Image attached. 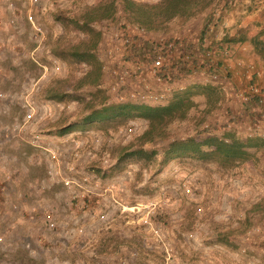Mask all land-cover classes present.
<instances>
[{"label":"rangeland","instance_id":"rangeland-1","mask_svg":"<svg viewBox=\"0 0 264 264\" xmlns=\"http://www.w3.org/2000/svg\"><path fill=\"white\" fill-rule=\"evenodd\" d=\"M101 1L78 0L79 8L66 13ZM11 2L20 5L0 0V264H264V215L251 212L264 201V152L236 168L192 158L163 161L171 139L204 137L207 122L232 112L227 97L242 78L229 76L227 91L217 88L221 98L209 107L203 108V92L194 95L188 116L168 126L170 137L148 143L158 150L154 158L125 157L147 121H85L90 109L78 98L89 99L92 89L74 84L88 67L66 53L85 31L54 13L39 45ZM220 8L238 12L241 36L264 39V0H216L197 16L212 19ZM114 20L129 21L121 4ZM191 20L174 19L170 34L160 30L150 39L180 32L196 46L202 35L193 33ZM247 54L264 65L254 48ZM214 61L202 66L214 69ZM174 80L194 84L183 74ZM60 90L63 100L50 97ZM220 233L231 246L216 242Z\"/></svg>","mask_w":264,"mask_h":264},{"label":"trees","instance_id":"trees-1","mask_svg":"<svg viewBox=\"0 0 264 264\" xmlns=\"http://www.w3.org/2000/svg\"><path fill=\"white\" fill-rule=\"evenodd\" d=\"M216 0H160L156 3L139 2L137 0H104L92 6H85L79 9L75 15H68L64 11L55 12L56 18L70 16L69 19L75 26L83 29L86 38L81 39L67 47L66 53L78 62L87 65L83 74L76 78L74 87H89L92 89L91 97L78 98L86 102L90 111L84 116L85 121H111L127 122L134 118H142L147 121V128L137 136V143L128 148L125 157H132L138 161L147 162L157 155L158 150L148 147V143L158 140H166L170 137L168 126L175 120L185 119L193 107L192 97L200 91L207 97V106L217 103L221 96L217 88L212 85L189 84L184 88H175L172 96L166 104L147 105L132 102H119L111 99L103 86V62L98 56V48L102 41V32L91 24L96 19H113L119 11V4L127 12V19L130 22L144 26L151 33L160 30H168V23L174 19H181L188 22L199 13L203 12ZM220 1V0H219ZM245 39L244 37H241ZM255 52L264 59V39L255 35L251 39ZM150 44L145 41L143 51L149 48ZM60 53V52H59ZM205 62H201L204 65ZM195 66V64L193 65ZM197 66V65H196ZM195 66V67H196ZM190 67L181 65L178 73H172L170 82H175L178 75L189 76ZM60 87L61 84L59 85ZM58 90V88H56ZM66 93L64 90L52 93V99L63 100ZM215 103V104H216ZM210 109V108H209ZM69 126L63 128L67 131ZM264 152V135L256 133L245 137L238 135L234 130L224 132L222 136L209 133L204 137H187L171 139L165 150L164 162L172 159L192 158L196 160L214 162L221 168H236L249 160H258L259 154ZM251 212H261L264 215V201L260 200L253 204ZM228 234H218L216 242L222 246H231ZM231 241V240H230Z\"/></svg>","mask_w":264,"mask_h":264},{"label":"built area","instance_id":"built-area-1","mask_svg":"<svg viewBox=\"0 0 264 264\" xmlns=\"http://www.w3.org/2000/svg\"><path fill=\"white\" fill-rule=\"evenodd\" d=\"M11 7L15 16L24 15L35 41L40 45L46 35L45 21L57 11L75 12L79 3L78 0H20V5L11 2ZM221 10H216L211 22L203 29L202 37L197 39L196 46L184 41L185 38L179 34L159 40L150 39V31L130 21L114 24L115 20L108 18L98 25L92 24L103 34L98 56L103 62V86L111 99L136 104H166L175 88L186 85L175 87V82L169 81L172 73L177 74L179 67L185 65L191 68L189 78L194 84H209L227 91L229 76L242 78L239 87H232L235 95L246 105L264 109V71L253 61L246 63L237 55V45L227 39L230 37L227 25L218 20ZM15 21L12 17L9 22ZM145 41L150 46L143 51ZM213 61L217 64L214 69L208 70L201 65V62ZM218 65L223 67L224 73L217 71ZM255 133L264 135V131ZM190 184L187 179L182 186L187 195L193 193Z\"/></svg>","mask_w":264,"mask_h":264},{"label":"crops","instance_id":"crops-1","mask_svg":"<svg viewBox=\"0 0 264 264\" xmlns=\"http://www.w3.org/2000/svg\"><path fill=\"white\" fill-rule=\"evenodd\" d=\"M221 11L222 13L219 14L220 16L218 20L221 23H225V25H227V28L230 32V37L227 39H230L234 44L237 45V55L245 60L246 63H250L252 61L254 62L253 56L247 54V51L253 50V45L251 44L249 39H242L241 37L243 36H241L239 33L241 24L243 23H241L240 18H238V12L234 10L232 11L228 8L222 9ZM207 15L208 13H203L191 20V24L194 23L192 28L194 34L200 33L201 35H203V28L206 29L208 23L211 22V18H208ZM184 30L185 28L182 31ZM178 33L180 34V32ZM248 56H250L251 58H248ZM255 57L258 58V56ZM256 65L258 68L264 71V65L262 64V62H256ZM230 90L232 92V96H228L230 98L227 97L226 103L228 105H231L232 108H230V110L232 109V112L227 115L223 114L222 112L218 113V116H220L219 118H212L211 122H207L206 125L209 126L208 133H215L222 136L224 132L228 130H234L238 135L245 137L255 132L264 131V114H259L263 113L264 109L258 108L255 105L249 106L242 103L240 99L235 95L234 91H232V89ZM206 107L209 106H207V102L205 101L203 108ZM252 111H257L258 113ZM250 112H252L253 114L249 115ZM220 246L223 247L222 245Z\"/></svg>","mask_w":264,"mask_h":264}]
</instances>
